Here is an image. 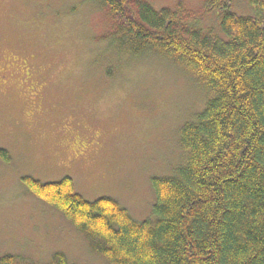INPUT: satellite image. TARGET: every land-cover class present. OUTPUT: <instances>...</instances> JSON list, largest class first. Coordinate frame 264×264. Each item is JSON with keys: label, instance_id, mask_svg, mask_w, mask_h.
<instances>
[{"label": "rangeland", "instance_id": "obj_1", "mask_svg": "<svg viewBox=\"0 0 264 264\" xmlns=\"http://www.w3.org/2000/svg\"><path fill=\"white\" fill-rule=\"evenodd\" d=\"M149 1L217 23L207 0ZM234 7L251 13L247 0ZM113 26L94 0H0V147L10 154L0 157V254L111 264L23 177L70 175L86 199L117 198L141 220L153 215L151 178L185 158L179 129L205 104L204 89L165 57L114 49Z\"/></svg>", "mask_w": 264, "mask_h": 264}, {"label": "trees", "instance_id": "obj_2", "mask_svg": "<svg viewBox=\"0 0 264 264\" xmlns=\"http://www.w3.org/2000/svg\"><path fill=\"white\" fill-rule=\"evenodd\" d=\"M114 26L111 46L157 54L185 68L207 100L179 129L185 158L151 178L152 216L136 219L117 198L86 199L74 179L23 177L111 264H264V0H207L215 26L149 0H94ZM186 16V17H185ZM0 157L10 159L0 147ZM0 264H77L55 251L45 263L12 253Z\"/></svg>", "mask_w": 264, "mask_h": 264}]
</instances>
